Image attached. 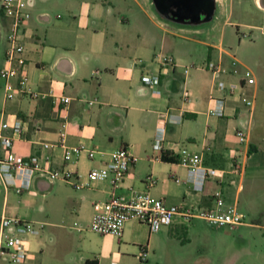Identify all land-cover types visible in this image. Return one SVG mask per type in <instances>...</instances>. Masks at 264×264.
I'll return each instance as SVG.
<instances>
[{
	"label": "crops",
	"instance_id": "1",
	"mask_svg": "<svg viewBox=\"0 0 264 264\" xmlns=\"http://www.w3.org/2000/svg\"><path fill=\"white\" fill-rule=\"evenodd\" d=\"M33 1L26 38L29 88L46 94L47 98L4 102L0 129L3 123L11 125L19 118L27 119L30 131L15 141L13 152L23 159L39 156L41 165L47 167L41 143H56L60 132L53 97H70L67 143L69 146L84 143L98 154L93 160L84 154L65 163L61 149L51 152L53 160L49 167L72 172L75 182L83 187L77 189L64 181H50L36 175L26 197L41 199L42 218H22L18 212L10 211L13 189L3 186L2 216L30 222L43 232L48 228L49 235L57 236V243L46 244L39 238L40 233L16 230L29 251L22 264H133L142 248L147 250L149 259L157 261L170 251L178 254L181 247H186L182 241H191L189 233L198 228L193 223L197 219L190 224L178 219L158 233H151L147 225L130 220L121 238L90 230L94 215L110 200L114 190L110 179L87 186L89 172L109 162L111 154L123 147L138 161L116 190L120 196L148 192L168 205L211 207L218 181L209 180L202 193L194 192L188 183L187 169L177 161L167 162L162 158L171 157L186 146L192 152L203 153L206 165L212 168L227 170L236 160L242 162L241 174L228 175L223 184L226 205L238 210L246 207L251 213L257 209L251 198L256 189H263L264 196V122L257 127L255 116L264 106V86L225 46L223 34L218 43L206 40L197 43L210 49L207 62H220L227 69L229 74L221 77L228 87L225 92L220 91V79L205 69V64L197 66L195 57L189 58L172 48L163 34V24L148 13L152 0ZM225 2L216 0L215 19L222 14ZM241 2L254 5L264 15V0H228L230 9L224 25L233 24L235 6ZM153 28L162 34L156 36ZM4 54L0 71L5 66ZM160 54L173 56L177 67L161 74L162 94L154 96L144 90L141 78L145 71L159 73ZM185 69H189L188 74ZM247 71L251 72L254 85H247ZM231 84L236 85L235 90L230 89ZM185 90L190 92L189 99L183 97ZM242 92L254 100L253 108L248 109L240 101ZM211 96L226 99L223 117L210 116ZM160 124L167 133L163 153L153 148ZM240 130L247 134L246 143L238 138ZM4 156L5 151L0 148V158ZM149 178L155 181L151 187ZM246 189L247 195L242 199ZM1 198L0 190V202Z\"/></svg>",
	"mask_w": 264,
	"mask_h": 264
},
{
	"label": "built area",
	"instance_id": "2",
	"mask_svg": "<svg viewBox=\"0 0 264 264\" xmlns=\"http://www.w3.org/2000/svg\"><path fill=\"white\" fill-rule=\"evenodd\" d=\"M33 0H0V34L2 30L7 31V48L5 50V66L0 71L3 80L4 102L11 103L26 99L30 101L45 99L46 94L33 92L29 88L30 76L28 71V59L26 49L27 27L32 19L30 8ZM139 64L142 61H138ZM159 73L152 74L148 71L142 75L141 82L146 92L154 96H160L161 74L177 67L175 58L171 55L160 54L157 57ZM216 79L219 80V89L222 92L228 88L225 81L221 80L223 75L229 74L227 69L220 62L210 61L205 65ZM185 74L189 69H185ZM250 71L245 74L247 85H254L255 80L251 77ZM236 85L231 84L230 89L235 90ZM184 99L190 98V92L185 90ZM240 101L248 108L254 106V100L242 92L239 95ZM72 98L62 96L53 97V105L56 111L57 120L60 126L59 140L56 143L43 142V160L48 166H42L39 156H32L28 159L19 158L13 152L14 143L20 140L30 131V123L25 118L17 119L13 124L3 123L0 129V148L5 151L4 158H0V184L6 189H13L17 194L29 191L36 175L47 177L50 181L61 180L74 185L77 189L83 186L75 182V175L65 168H50L55 149H61L65 163L74 158H80L86 154L94 159L95 150H90L84 143L77 146H69L67 143L69 120L68 107ZM209 114L211 117L221 118L225 115L227 101L224 97H210ZM93 103L91 102L90 105ZM166 127L160 124L156 128L153 148L156 152L165 151ZM241 143L247 142L245 131L238 132ZM177 162L188 171V183L194 192L202 193L209 180L218 181L219 187L212 194L213 205L209 208H195L185 204L168 205L164 200L154 199L148 192H131L129 197L120 196L116 190L121 187L126 176L138 158L131 153L127 147H123L111 154L109 162L101 167H94L88 175V185L92 186L102 179H110L113 187L110 200L101 206V209L93 217L90 230L100 235H111L121 238L125 225L130 220H136L149 227L151 233H158L165 227H170L181 219L184 223L190 224L194 219H202L210 226L218 228H235L244 225L245 217L235 206H227L223 192V184L228 175H240L243 163L236 160L229 169L212 168L206 165L203 153H196L182 146L173 155ZM180 182L179 179L176 180ZM232 184L235 181H231ZM155 184L152 178L148 179V185ZM77 226V224H75ZM16 230L29 234L38 235L40 231L27 221L11 218L6 215L1 218L0 233V261L7 264H22L26 262L29 251L25 241L17 236ZM148 252L145 248L141 250V260L147 259Z\"/></svg>",
	"mask_w": 264,
	"mask_h": 264
},
{
	"label": "rangeland",
	"instance_id": "3",
	"mask_svg": "<svg viewBox=\"0 0 264 264\" xmlns=\"http://www.w3.org/2000/svg\"><path fill=\"white\" fill-rule=\"evenodd\" d=\"M229 9L228 0H226L221 8L222 14L219 15L218 19H214L213 22L198 27L172 24L162 19L157 14L154 6H149L148 13L156 22L163 24L165 28V33L163 34L167 36L172 48L178 53L186 54L189 58H191V55L195 57L194 60H196L197 66L206 65L210 53L208 47L200 45L197 41L206 40L218 43L223 34L225 46L229 50H232L237 59L242 61L244 66L257 78L258 82L264 86V15L257 11L254 5H247L241 2L234 9V16L231 19L234 25H224ZM135 17L136 15L134 14V26L136 23ZM248 25L253 27H249ZM148 27L150 26L148 25ZM152 32L156 36L162 34V31L157 28H153ZM6 48L7 31L2 30L0 67ZM3 85V80L0 77V120L4 104ZM261 108L262 110L257 111L255 116L257 127L264 122V106ZM247 189L242 195V199L247 195ZM0 190L2 191V200L0 202L1 233V218L4 212L3 199L5 194L2 184L0 185ZM29 192L20 195L15 190H11L9 210L18 212L22 218L28 216L42 218L44 213L40 211L41 199L34 196L33 198L26 197V194ZM255 192L251 199L252 202H255L257 209L253 213L247 210L246 207H240L239 209V212L245 217L244 225L235 228H218L210 226L204 220H194L193 223L198 228L189 233L191 240L189 243L188 241H182V244L184 243L186 247H181L178 251L180 253L176 254L175 251H170L164 259L155 261L147 257L146 260L142 261L140 251L137 261H134L133 264H264L263 189H256ZM258 210L259 212H257ZM34 227L39 229V238L46 244L58 242L55 234L49 235L48 228L43 232L38 226ZM180 236L182 239L185 238V235L182 233ZM0 264L7 263L0 261Z\"/></svg>",
	"mask_w": 264,
	"mask_h": 264
},
{
	"label": "water",
	"instance_id": "4",
	"mask_svg": "<svg viewBox=\"0 0 264 264\" xmlns=\"http://www.w3.org/2000/svg\"><path fill=\"white\" fill-rule=\"evenodd\" d=\"M157 14L180 26L198 27L214 21L216 0H152Z\"/></svg>",
	"mask_w": 264,
	"mask_h": 264
},
{
	"label": "trees",
	"instance_id": "5",
	"mask_svg": "<svg viewBox=\"0 0 264 264\" xmlns=\"http://www.w3.org/2000/svg\"><path fill=\"white\" fill-rule=\"evenodd\" d=\"M162 158H163L164 161H167V162H176L177 161V159L175 157H173V156L169 157L167 155H164ZM86 264H92V263L88 262ZM93 264H97V263L93 262Z\"/></svg>",
	"mask_w": 264,
	"mask_h": 264
}]
</instances>
